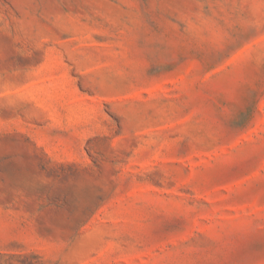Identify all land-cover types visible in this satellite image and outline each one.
Here are the masks:
<instances>
[{"label":"rangeland","instance_id":"374dc122","mask_svg":"<svg viewBox=\"0 0 264 264\" xmlns=\"http://www.w3.org/2000/svg\"><path fill=\"white\" fill-rule=\"evenodd\" d=\"M0 264H264V0H0Z\"/></svg>","mask_w":264,"mask_h":264}]
</instances>
